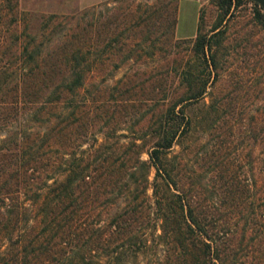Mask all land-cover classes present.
I'll return each mask as SVG.
<instances>
[{
  "label": "trees",
  "instance_id": "16d2710c",
  "mask_svg": "<svg viewBox=\"0 0 264 264\" xmlns=\"http://www.w3.org/2000/svg\"><path fill=\"white\" fill-rule=\"evenodd\" d=\"M170 1L162 20L174 33ZM214 1L211 32L199 31L200 6L194 36L183 38L192 53L178 89L128 134L107 125L110 104L83 94L101 58L88 37L53 54L45 49L61 30L57 16L31 33L23 12L2 7L1 43L12 49L0 62V264H264V102L232 117L237 103L217 97L222 22L243 0ZM138 8L123 7L129 16L109 25L121 61L152 54L141 41L157 7ZM137 26L144 36L133 41Z\"/></svg>",
  "mask_w": 264,
  "mask_h": 264
},
{
  "label": "rangeland",
  "instance_id": "374dc122",
  "mask_svg": "<svg viewBox=\"0 0 264 264\" xmlns=\"http://www.w3.org/2000/svg\"><path fill=\"white\" fill-rule=\"evenodd\" d=\"M165 1L99 0L83 5L79 0H0V28H2L1 25L3 26L2 7H12L18 12H23L31 33L47 15L57 16V20L59 19L58 21L62 25L61 30L52 35L51 41L45 49L53 54L59 55L70 46L68 43H75V39L80 36L88 37L89 48L98 50L101 58L94 64L93 70L86 77L87 93L84 90L83 94L93 97L92 104L94 105H101L103 102L110 104L109 109L112 113L109 115L107 125L116 133L128 134L129 129H134L139 133L143 128L140 126L144 117H147L150 112L154 113L152 117L159 113L158 105L161 103V94L178 89L177 71L192 53L191 42L183 38L189 37L194 32L196 7L191 4V1L196 0H186L189 2L181 3L176 13L174 33L162 20L165 14L164 10L168 9V14H170L172 8V2L167 4ZM153 2L157 7V10L151 15L155 26L147 27L148 38L141 41L143 48L152 51V54L137 59L130 57L121 61L119 59L122 55L120 51L110 48L108 44L107 38L111 36L109 25H113V21H117L122 13L123 17L124 13L129 16L123 7L131 6L133 8L138 3L140 11L144 6H149ZM165 3L166 7H164ZM256 6L262 11L259 4ZM253 7L250 0H243L233 8L232 14L222 22L224 25L223 37L217 46V71L219 74L215 82V90H217V97L222 101L230 99L232 103H237L238 106L234 108L232 117L238 114L253 113L252 107L255 108L258 103L264 102V27L256 22L253 16ZM83 8H89V11L80 16L79 11ZM217 13L218 8L214 0H203L199 21L200 32L207 33V35L211 32V25L215 21ZM8 15L5 18L9 20ZM141 15L143 16L145 13L143 12ZM116 16L117 18H115ZM90 21L92 23L87 25ZM109 22L110 24H108ZM76 23L78 27L75 25ZM159 23L166 24L165 28L164 26L160 28ZM142 26H137L138 30L132 37L133 41L144 36V31L140 29L143 28ZM15 31H17V27L13 30V32ZM1 35L0 32V62L2 51H11L12 49L11 46L3 49ZM97 37L100 38V42L95 43ZM65 38L70 39V42H66ZM126 49H122L124 50L122 53H125ZM56 77L57 74L50 79L46 78L45 83L51 87L56 82ZM157 101L159 102L157 103ZM246 108L248 111L245 112ZM103 125L105 123H103V119H100L96 121L95 127L104 129ZM226 137L230 139L231 136L226 134ZM236 137L238 136L236 135ZM125 139L126 137H119L120 142ZM233 139L237 138L233 137ZM197 145L199 144L191 146L192 150L188 153L190 161L195 159ZM177 148L178 145H175L174 149ZM141 156L145 157V153L143 152Z\"/></svg>",
  "mask_w": 264,
  "mask_h": 264
},
{
  "label": "crops",
  "instance_id": "0c3cea01",
  "mask_svg": "<svg viewBox=\"0 0 264 264\" xmlns=\"http://www.w3.org/2000/svg\"><path fill=\"white\" fill-rule=\"evenodd\" d=\"M79 1H80V3H82L83 5H85V4H89V3H92V2H95V1H99V0H79ZM186 2H189V1H186V0H177V2H176V13H177V9H179L181 3L182 4H185ZM202 2H203V0L191 1V4L192 5L194 4L195 7H196V17H195V29H194V32H192L189 37L194 36V34L196 32V24H197V19H198V11H199V7L201 6ZM174 28H175V26H174Z\"/></svg>",
  "mask_w": 264,
  "mask_h": 264
},
{
  "label": "water",
  "instance_id": "95a60500",
  "mask_svg": "<svg viewBox=\"0 0 264 264\" xmlns=\"http://www.w3.org/2000/svg\"><path fill=\"white\" fill-rule=\"evenodd\" d=\"M254 1L260 5V7L262 9L261 16H262V19L264 20V0H254Z\"/></svg>",
  "mask_w": 264,
  "mask_h": 264
}]
</instances>
